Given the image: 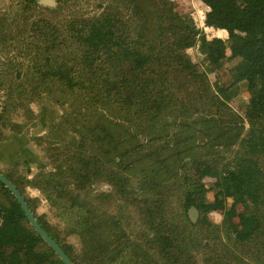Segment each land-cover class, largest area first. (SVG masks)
I'll return each instance as SVG.
<instances>
[{
  "label": "trees",
  "instance_id": "1",
  "mask_svg": "<svg viewBox=\"0 0 264 264\" xmlns=\"http://www.w3.org/2000/svg\"><path fill=\"white\" fill-rule=\"evenodd\" d=\"M198 1L207 7L204 26L224 31L225 38L208 39L190 15L175 10L172 0H116L118 9L108 6L66 31L31 17L43 8L38 0H17L9 17L15 24H29L26 42L33 41L25 46L18 37H8L2 14L0 142L36 125L34 101L47 96L61 107L60 120L48 127L65 122L69 140L47 153L53 169L30 184L45 194L62 225L38 214L39 198L26 196L15 182L19 164L0 173L16 185L73 264H264V169L259 161L264 158V0ZM122 9L130 15H121ZM70 38L80 46L78 62L65 53ZM191 48L203 56L205 68L192 60ZM238 60L248 68L234 78L230 70ZM241 90L248 92L243 116L230 106ZM68 93L69 109L61 103ZM104 99L113 106L110 117L101 111L109 110ZM95 115L103 121L93 122ZM163 117L175 128L191 133L198 128L203 143H195L193 134L150 129ZM131 127L141 131L138 136L147 131L146 144ZM221 139L238 142L240 154L233 163L198 154L219 146ZM132 173L138 181L131 200L137 201L142 228L130 235L110 205L130 193ZM99 183L110 189L95 192L92 186ZM176 184L182 200L178 208L167 190ZM209 184L230 192L231 209L241 208L248 228L240 229L232 218L216 223L208 217L224 204V198L205 202ZM191 206L199 211L196 223L187 214ZM220 249L226 255L218 254ZM0 264H64L1 182Z\"/></svg>",
  "mask_w": 264,
  "mask_h": 264
},
{
  "label": "rangeland",
  "instance_id": "2",
  "mask_svg": "<svg viewBox=\"0 0 264 264\" xmlns=\"http://www.w3.org/2000/svg\"><path fill=\"white\" fill-rule=\"evenodd\" d=\"M172 1L174 3L175 10L181 14L190 15L194 19L196 25L205 31L208 39L214 36L222 38L226 37V33L224 31L215 30L204 26L203 19L205 16V12L207 11V7L203 3L198 0ZM16 2L17 0H0V22L2 14H4L5 17L3 18L2 23L5 26L8 37L10 38L12 35L14 37H18L19 40L23 41V46H25L28 45L29 42L33 41L29 40L28 42H26L27 39L31 38L29 34V24L25 25V23L24 25H21V22L17 20L15 24L14 22H12L13 19L9 17L10 14H14L16 11ZM115 5L116 0H56V5L54 7L40 5L43 6V8H41L39 12L32 14L31 17H33V19H38L39 17L46 19L47 21L52 22L59 28L64 29L63 31H66L70 29L71 24H75L77 26L82 25L87 19L94 16H98L108 6L110 8L117 7ZM118 8L119 7H117V9ZM119 12L123 16L130 15L131 13L130 10L126 9H122ZM188 51L192 57V60L197 64L201 65V67L205 68L203 56L198 52V50L196 48H191ZM13 53L14 55L20 57L18 51H15ZM65 53H71V55H73L74 57V60L78 62L79 57H81L79 44H74L70 38L69 49L66 48ZM24 57L25 53L23 55V58ZM247 68V62L243 60H238L237 63L231 68L230 72L234 78H239L246 71ZM209 77L211 81L215 79L214 74H210ZM69 96V93L66 94L65 98L61 101V103H64V105H66L68 109ZM101 98H103V96ZM247 99L248 92L245 90H241L240 94L235 98V100L230 103V106L235 111V113L243 116V104L246 102ZM108 100L110 99H104V103L105 106L109 105V110L101 109V111H104L103 113L106 116L110 117L109 111L112 110L113 106H111L110 102H107ZM32 108L38 114L36 125H29L28 127H26L24 129V133L20 136L10 134L5 141L0 142V169L6 168L7 166H12L14 164H19V167L16 169L14 176L15 182L24 191L26 196L39 197V202L36 208L38 214L46 213L48 220L52 224L62 225L61 219L56 215L57 210L50 208L45 194H42L36 188L32 187L30 183L33 179L42 177L46 172L51 171L53 169L50 161L47 158V153L56 151L57 147L66 144L69 140V132L66 131L63 126L66 125L65 122L59 124L54 129H49L48 126L51 123H55L60 120L59 118L62 113L61 107L55 104L53 100H51L49 97L43 96V98L34 101L32 103ZM47 108L52 109L51 111H53L54 116L49 122H47L45 128L43 130H40V119L44 114L48 112ZM100 120L103 121L102 118L97 119V116L95 115L93 122ZM156 126L166 127L171 132L177 131L180 135L183 136H189L190 134H193L195 143H203V137L198 132V128H195L193 133H191L190 130H187V128H185L184 130L180 128H175L165 122V117H163L161 121L158 122L156 125H153V123L150 124V129ZM247 128L248 124L245 123V130L243 131V133L247 131ZM131 130L133 131L132 134L134 137L137 135L139 142L143 140V144H146V140L142 137H146L147 131L146 133H142L140 134V136H138V134L141 133L139 129H136V127H131ZM221 141L222 142L219 146L213 144L210 147V150L199 151L198 154L202 156L213 155L217 158H221L223 162L233 163L235 161L234 159L240 154V151L238 150V142L233 144L226 139H221ZM148 148L150 149L152 147ZM205 148L206 147L204 145H199L198 149L203 150ZM186 158H188V156ZM259 161L260 165L264 169V158L260 157ZM135 175V173L131 174L132 185L130 188V193L122 197L120 201H117L110 205L111 212L120 213L118 216L122 220L123 227L130 235H133L136 230H141L142 228L140 215L138 214L140 212L137 207V201L133 203V200H131L136 192V184L138 181ZM205 181H207V183H212L215 181V179L206 178ZM206 188L207 189L205 192V202L215 203L217 200L224 198L223 206L214 211H211L208 214V217L212 221L220 223L221 220L226 217L232 218V221L237 224V226L242 230L249 227V219L247 218L245 213H242L241 208L238 207L237 209H231L230 205L232 200L230 197V192H225L217 187H211L210 184ZM92 189L95 192H106L110 188L105 183H99L94 184L92 186ZM167 190L169 195L172 197L170 201L173 207H180L178 206V203L182 202V200L180 198V194L178 193V191L181 190L178 184L172 185V188H168ZM69 241L76 245L78 244V239L76 238V236L69 237ZM217 252L218 254L226 255L225 250L223 249H220ZM224 257L225 256L219 258Z\"/></svg>",
  "mask_w": 264,
  "mask_h": 264
},
{
  "label": "water",
  "instance_id": "3",
  "mask_svg": "<svg viewBox=\"0 0 264 264\" xmlns=\"http://www.w3.org/2000/svg\"><path fill=\"white\" fill-rule=\"evenodd\" d=\"M38 4L54 7L56 5V0H38ZM0 182L11 192L19 203L21 209L24 212L29 224L34 229V231L42 238V240L55 252L59 259L64 264H73L68 255L63 251V249L56 243V241L43 229V227L38 222L34 213L29 208L23 194L19 191L16 185L9 180L5 175L0 173ZM189 220L192 223H196L199 217V211L194 206L189 207L187 211Z\"/></svg>",
  "mask_w": 264,
  "mask_h": 264
},
{
  "label": "bare ground",
  "instance_id": "4",
  "mask_svg": "<svg viewBox=\"0 0 264 264\" xmlns=\"http://www.w3.org/2000/svg\"><path fill=\"white\" fill-rule=\"evenodd\" d=\"M47 110L48 112L44 114L40 119V124H39L40 130H43L47 122H49L54 116L53 111H51L52 110L51 108H47Z\"/></svg>",
  "mask_w": 264,
  "mask_h": 264
},
{
  "label": "crops",
  "instance_id": "5",
  "mask_svg": "<svg viewBox=\"0 0 264 264\" xmlns=\"http://www.w3.org/2000/svg\"><path fill=\"white\" fill-rule=\"evenodd\" d=\"M35 197H37V196H35ZM39 198V197H38Z\"/></svg>",
  "mask_w": 264,
  "mask_h": 264
}]
</instances>
